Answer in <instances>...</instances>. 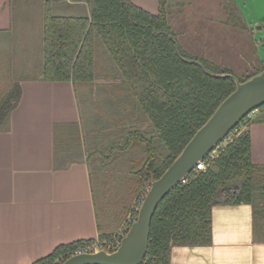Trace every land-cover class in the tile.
<instances>
[{
	"label": "trees",
	"instance_id": "1",
	"mask_svg": "<svg viewBox=\"0 0 264 264\" xmlns=\"http://www.w3.org/2000/svg\"><path fill=\"white\" fill-rule=\"evenodd\" d=\"M72 1L85 3L89 14L58 16L45 10L43 78L75 85L92 83L99 72L97 57L106 55L121 79L120 90L134 100L131 109L136 104L145 117L130 114L129 119L122 116L117 120L118 140L122 134L125 137L120 145L113 144L114 150L132 146L140 155L127 164L131 174L127 176V197L124 191L116 196L114 205L96 202V239L61 244L32 264H60L75 251H89L95 241L120 240L137 215L138 208L133 210L130 204L142 201L150 179L160 177L235 89L234 78L243 82L264 69V63L257 60L239 74L186 52L167 21L169 0H158L157 15L129 0ZM224 74L231 76H218ZM19 97L17 82L0 92V127L6 124ZM144 120V127L136 125ZM252 123H264V105L252 116H245L224 138L223 146L218 144L202 160L204 170H191L185 181L159 202L141 264H169L174 246L210 245L211 208L216 204H251L254 233H264V165L251 161L248 125Z\"/></svg>",
	"mask_w": 264,
	"mask_h": 264
},
{
	"label": "crops",
	"instance_id": "2",
	"mask_svg": "<svg viewBox=\"0 0 264 264\" xmlns=\"http://www.w3.org/2000/svg\"><path fill=\"white\" fill-rule=\"evenodd\" d=\"M129 1L151 15L158 14V0ZM202 1L210 0H169V25L199 28V21L188 15V10L208 7L200 4ZM40 5V16L33 14V23L23 27L16 24L14 0H0V50L9 54L6 61L0 62V92L8 90L13 82L20 88L17 105L0 127V264H32L61 244L98 236L95 206L102 200L98 189L101 182L97 186L94 183L88 162L92 159L89 155L101 153L87 151L86 146L94 147L98 141L91 123L85 137L77 93L91 89L97 78L109 84L108 76L98 73L92 83L78 85L68 80H44L45 10L72 17L88 15L89 10L85 3L72 0H42ZM239 11L247 28L260 18L246 12L245 3ZM222 16L228 23L229 16L225 12ZM210 24L204 26L213 28ZM257 45L252 44L254 50L245 47L250 50L245 54L253 57V63H264V44ZM16 56L25 58V65L37 68L38 73L13 79L23 70L16 65ZM105 62L103 67L109 70V62ZM251 63L248 57L246 63L235 64L233 71L240 74ZM248 128L251 161L264 165V123H252ZM116 152L122 154L125 150ZM113 156L104 158L110 161ZM211 234L208 246L172 247L169 264H264V233H254L251 204L212 206Z\"/></svg>",
	"mask_w": 264,
	"mask_h": 264
},
{
	"label": "rangeland",
	"instance_id": "3",
	"mask_svg": "<svg viewBox=\"0 0 264 264\" xmlns=\"http://www.w3.org/2000/svg\"><path fill=\"white\" fill-rule=\"evenodd\" d=\"M41 1L42 0H14V17L17 18V26L28 27L30 26L29 24L33 23V14L38 13L40 16L42 12V6L40 5ZM243 3H245L246 12L250 14L256 13L260 17L255 24L253 23L251 28H247L248 23L244 22L239 11V8L242 9ZM188 4L191 7V2H188ZM200 4L207 5L208 7L202 9L195 7L192 9L191 7L188 10V15L195 18L197 22L199 21V28H174V25L170 22L173 26V28H171L178 35V40L182 48L192 56L204 57L219 66L231 69L235 68V64L242 65V63H246L248 57L252 58L253 62V57L251 55L247 56L245 51H250L249 49L254 50L252 44L253 46L257 43L258 45L264 44V0H210L208 2L202 1ZM178 9L180 12V5ZM224 12L229 16L228 23H225L227 17L222 16ZM229 12L231 13L229 14ZM184 14H186V12H184ZM192 14L194 15L192 16ZM17 15H19V17ZM209 22L212 24L213 28L206 27ZM204 24H206V26H204ZM257 26L262 28H257ZM188 29H190V31H188ZM217 43L218 46L216 47ZM220 45L223 47H220ZM262 54L264 55V50H262ZM8 55L7 51L2 52L1 49L0 62L6 61ZM19 56L15 58L16 65H20L19 67L23 68V70H20L19 74L16 76L13 75V79L27 75L32 76L38 73L37 68L29 69V67L25 65V63H27L25 58L20 60ZM105 58H107L106 55L97 57L98 63H101L98 73L106 77L108 76L106 79H108L107 81L109 84L104 85L102 84V81H105L104 78H97L92 88L85 92L86 95H84L85 93L82 91L77 93V101L82 117L81 124L86 139L88 135V124L91 123L95 125L94 136L98 142L94 147L86 146L87 151L94 153L92 151L95 149L101 153H99L100 155L98 156L89 155L90 159L92 157L88 162L92 179L96 186L100 185L101 182V186L98 189L101 188L100 193L102 194V200L114 205V202L119 198L116 196H121L122 193L129 188L130 182L127 181V176L131 174H129L126 169L128 166L127 164L131 163V160L136 159L140 155L139 151L132 146L122 154H117L114 150V145H120L124 142L123 138L125 137L124 134H122L118 140L121 132L119 133L120 126L117 120L122 116H126L125 118L129 119L131 115L134 117L139 116L141 119L145 117L140 110L136 108V104L135 107L131 109L130 102H132L133 105L134 100L131 99L130 96H125L124 92L120 90L122 87L121 79L119 78V80L117 78L113 64L109 63L111 67L109 70L103 67L106 63L105 61L109 60ZM136 125L144 127L146 122L144 120V123L141 121ZM60 139L61 138L58 137V145L61 144ZM224 143L225 139L219 143V146H223ZM112 154H114V156L110 161L105 160V158H108L106 157L107 155L111 157ZM111 183L114 184L112 186L115 189L109 186ZM137 198L136 195L135 199ZM139 205L140 202L136 203L135 200L130 204L133 210L138 208Z\"/></svg>",
	"mask_w": 264,
	"mask_h": 264
},
{
	"label": "water",
	"instance_id": "4",
	"mask_svg": "<svg viewBox=\"0 0 264 264\" xmlns=\"http://www.w3.org/2000/svg\"><path fill=\"white\" fill-rule=\"evenodd\" d=\"M218 76H231L230 74ZM235 89L195 131L183 149L150 184L135 219L111 251L97 248L74 253L60 264H141L146 254L151 219L164 196L193 170L251 111L264 105V69L243 82L234 78Z\"/></svg>",
	"mask_w": 264,
	"mask_h": 264
},
{
	"label": "built area",
	"instance_id": "5",
	"mask_svg": "<svg viewBox=\"0 0 264 264\" xmlns=\"http://www.w3.org/2000/svg\"><path fill=\"white\" fill-rule=\"evenodd\" d=\"M255 112H256V110H253V111H251L247 116L250 117V116H252ZM195 169H196V170H204V169H205V164H204L202 161H200V162H198V163L196 164ZM184 181H185V180H182L181 182L183 183ZM140 203H141V202H140ZM119 241H120V240H116L115 242L102 241L101 243L98 242V241H95V242L91 245V247L88 248V249H89V251H93V250H95V249H97V248H101L102 246H105V247L108 248V249H112V250H114V249L118 246ZM78 252H81V251H75L74 253H78ZM74 253H73V254H74Z\"/></svg>",
	"mask_w": 264,
	"mask_h": 264
}]
</instances>
